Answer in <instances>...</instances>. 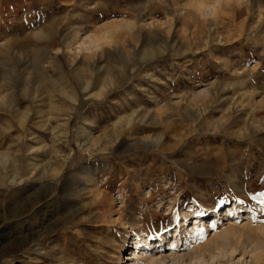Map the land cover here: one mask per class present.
I'll list each match as a JSON object with an SVG mask.
<instances>
[{
	"label": "rangeland",
	"instance_id": "374dc122",
	"mask_svg": "<svg viewBox=\"0 0 264 264\" xmlns=\"http://www.w3.org/2000/svg\"><path fill=\"white\" fill-rule=\"evenodd\" d=\"M201 2L215 5L0 0V264H133L140 231L153 243L138 250L159 264H252L248 243L264 239V0H222L215 14ZM112 23V38L81 48ZM158 135V148L119 153ZM236 203L251 219L225 213ZM154 206L168 221L140 222ZM190 206L206 241L228 224L251 236L185 261Z\"/></svg>",
	"mask_w": 264,
	"mask_h": 264
},
{
	"label": "bare ground",
	"instance_id": "6f19581e",
	"mask_svg": "<svg viewBox=\"0 0 264 264\" xmlns=\"http://www.w3.org/2000/svg\"><path fill=\"white\" fill-rule=\"evenodd\" d=\"M221 2H222V0H215V5L207 6V7H206V5H204L203 2H201V6L202 7H204V6L206 7L205 11L207 9V11L210 12L211 14H215L217 12V10H218L216 5H218V6L221 5ZM119 25L112 23L110 26H107L106 28H104L102 30V32H104V35H102L100 37H97V36L95 37V36H93L91 34H86L85 38H83L84 40L81 42V45H80L81 48L89 49L88 46H90V45H94L96 47V49L99 48L101 46V41L102 40H106L110 36H111L110 38H112V33H111L110 30L113 29V28H117ZM144 52H146V51H144ZM141 59H143V58H141ZM86 83H85V85H86ZM86 89L87 88H85V90ZM63 93L64 94H68L65 91ZM68 98L71 99L75 104H79V98H77L76 96L68 94ZM9 99L7 101H9ZM35 99L36 98H34L33 100H35ZM133 122L134 123L135 122L136 123H141V122L143 123L144 120L141 121V119H139V121H136L134 116H131L128 119H126V125H128V126L131 123H133ZM162 141H163V135H158V136H155V137H152V138L148 137V138H145V139L141 138L139 140H135V141H131V142H125V143L123 142L120 145V150L121 151L119 153L120 154H126V153H129V152H134L136 150H140V149H144V148L145 149H147V148H149V149L158 148L161 145ZM85 172L88 173L87 176H89V177L92 176V172L90 170H85ZM11 183L15 184L16 183V178H14L11 181ZM48 186H50V185L48 184ZM50 187H53V186H50ZM50 187H46V188H50ZM150 197H153V195L151 194ZM39 201H40L39 194H35L32 197L31 206L36 205ZM153 203H154L153 201H149V199H148L147 205H152ZM154 207L156 208V211L155 212H150L148 214H144L142 216V220L140 219L141 220L140 222H142L143 224H150L151 222H155L157 225H160V224H163L166 221H168V216L169 215L167 216V214H166V216H164V217L161 216L162 208H160L159 206H154ZM244 208L245 207H242L240 204L236 203V204L233 205L232 208L227 209L225 213L226 214L227 213L231 214L232 211H233L234 214H238V213H236V211L239 210V209H243L244 210ZM168 211L172 212L173 210L168 208ZM245 211L246 212H244V214L239 215L238 219L239 218H241V220L251 219V216H252L251 210L248 209V208H245ZM126 212H127L126 209H122L121 210V215L125 214ZM193 214L195 216H197L196 218L193 219V220H196V222H194V224L187 225L188 221L191 220L190 217ZM20 215H22V214H20ZM244 215H247V217L244 218ZM217 216L218 215H217V211H216L215 215L213 216L214 220L211 223V225H214L215 223H217L220 220V218L217 219ZM120 218H121V216H120ZM200 218L201 217H200L199 213L198 212L196 213L192 206L189 207L188 211H185L183 213V221H182L183 225L182 226L186 227L185 230L182 233L185 236V254L183 256V259L185 261L186 260H191L193 257H196L198 255H202L204 257H206L207 254L208 255H213L215 251L220 250V249L226 250V249H231L233 247L238 248L239 245H238L237 240L239 241V237L243 236V233H244V235L247 234V236L251 233L250 232L251 231L250 225L249 226L244 225L243 226V230H239V229H237L235 227L233 228V226H230V224H228L227 226H225L226 228L222 229V232L219 235H217V237L215 239L208 240V241H206V239L205 240H199V239H196L197 233H199L201 230H203V233L205 235L207 234V228L201 223L202 221L200 220ZM198 219H199V221H197ZM262 229H263V232H264V227L261 228L260 230L262 231ZM247 230L248 231L250 230V231L248 232ZM169 235H170V232L169 233L168 232H162V230H160L159 235H157L156 241H154V244L158 243L156 245V247H154V249L155 248L157 250L163 249V248H161V247L164 246L162 243L164 241H167V239L169 238ZM135 236H136L135 245L137 246V250L135 252H133V258H132L133 264H159V263H161V261H159V262L155 261L153 256H151V257H146L145 255L143 256L142 253H141L142 250L141 251L138 250L140 247H142L143 244H148L147 246H149V245H151V243H153V242L149 241V239H150L149 234L146 233L145 231L144 232L140 231V232H137ZM250 236H251V234H250ZM258 239H260V237ZM174 240L172 241V244H176L177 247H178V243L180 242L181 239L179 240L178 237H175ZM263 240L264 239L262 238V240H257L256 243L255 242L248 243L249 244L248 247L251 248L249 253L251 254L252 264H264V241ZM170 250L172 252L176 251L175 249H172L171 247H170Z\"/></svg>",
	"mask_w": 264,
	"mask_h": 264
},
{
	"label": "snow or ice",
	"instance_id": "6c2138e0",
	"mask_svg": "<svg viewBox=\"0 0 264 264\" xmlns=\"http://www.w3.org/2000/svg\"><path fill=\"white\" fill-rule=\"evenodd\" d=\"M262 195H264V193H262ZM240 203L243 204L244 201L241 200ZM201 215H203V214L201 213ZM253 219H255V218H253ZM236 222H237V223H240V220H237ZM260 223H264V221H260ZM213 227H215V225H213ZM206 238H207V237H206V235L203 233V230H201V231H200L199 233H197V235H196V239H199V240H205ZM171 248H172V249H177V245H176V244H172V245H171Z\"/></svg>",
	"mask_w": 264,
	"mask_h": 264
}]
</instances>
